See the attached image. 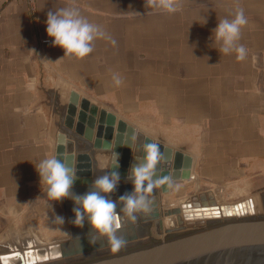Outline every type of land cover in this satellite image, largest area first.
<instances>
[{
  "label": "crops",
  "instance_id": "1",
  "mask_svg": "<svg viewBox=\"0 0 264 264\" xmlns=\"http://www.w3.org/2000/svg\"><path fill=\"white\" fill-rule=\"evenodd\" d=\"M208 1L182 0L170 14L146 8L145 0H0V219L33 205L53 208L37 166L56 158L61 132L75 141L76 156L91 157L94 180L109 174L113 150L96 148L65 126L73 91L80 94L78 113L88 98L155 145L192 157L195 178L170 180L178 193L221 183L227 175L264 172V0ZM61 8L78 9L116 44L97 38L88 56H65L46 31L48 13ZM240 9L248 20L238 41L247 50L243 61L236 52L220 53L213 32L219 20L234 19ZM139 30L153 40L166 38L155 43H168L146 56L143 75L136 64L122 65V45H136ZM251 97L259 104L252 113ZM98 125L99 115L95 132ZM122 167L119 162L117 171Z\"/></svg>",
  "mask_w": 264,
  "mask_h": 264
},
{
  "label": "water",
  "instance_id": "2",
  "mask_svg": "<svg viewBox=\"0 0 264 264\" xmlns=\"http://www.w3.org/2000/svg\"><path fill=\"white\" fill-rule=\"evenodd\" d=\"M79 99L80 94L73 91L65 126L75 129L85 142H94L96 148L113 150L109 174L118 170L119 162L123 163L119 173L122 182L126 183H119L113 193H102V195L116 201L115 211L121 223L116 235L125 243L119 251L112 252L108 237L100 235L92 227L87 216L84 217L83 227L75 226L73 209L77 205L72 198H65L62 202L69 212L71 236L56 239L57 242L54 243H33L22 246L11 243L15 238L0 241V264H62L63 262L67 264H264V217L250 220L233 219L240 217L238 207L243 208L241 203L231 209L220 205L213 198L207 200L206 195L202 194L199 197L194 196V204L189 202L183 204L184 218L180 214V207L161 212L159 208L161 194L171 191L170 180L191 178L193 158L179 151L173 154L171 148L164 147L160 143H156L159 159L154 169V186L151 192L145 193L153 209L150 214L141 211L142 216L136 213L135 223L130 221L121 211L123 202L119 201V197L134 190L129 183L131 179H127L132 175L129 169L131 154L134 155L131 168H135L145 162L144 146L155 142L142 131H137L135 127L120 119L114 145L117 116L105 109L99 111V108L85 97L82 98L81 110L78 113ZM98 115L99 125L95 132ZM126 130L129 133L126 134ZM75 146V141L66 133H59L56 158L75 174L76 181L70 190L71 194L82 196L93 190L94 171L91 157L85 153L76 156ZM121 150L124 152L121 153ZM158 182H161L160 190ZM163 214L167 216L177 214L180 227L174 230L168 229L169 234L185 230L184 219L187 221L217 220L222 217L229 219L213 223L209 227L171 235L161 241L132 245L139 240L141 230L147 227L142 221L155 220L158 228ZM31 235L33 234H21L19 239L23 240L25 236ZM1 245L7 249L1 251ZM80 256L90 258L82 262H72Z\"/></svg>",
  "mask_w": 264,
  "mask_h": 264
},
{
  "label": "clouds",
  "instance_id": "3",
  "mask_svg": "<svg viewBox=\"0 0 264 264\" xmlns=\"http://www.w3.org/2000/svg\"><path fill=\"white\" fill-rule=\"evenodd\" d=\"M182 0H145V7L162 9L168 13H175ZM207 23V21H205ZM204 23V24H205ZM248 24V20L242 9L238 10L232 20H219L218 26L213 30L215 42L220 44L219 51L223 54L237 53V60L246 58L247 50L242 44H238L241 37V28ZM46 31L53 38V45L64 49L65 56L75 55L84 58L93 51V42L97 38L110 39L113 45L116 41L107 36L99 26L89 23L83 18L76 8H61L49 12L46 20ZM34 51V50H32ZM115 85L119 86L122 80L118 74L113 75ZM145 162L135 168H130V179L134 185L131 193H125L119 197L123 202L121 211L127 218L135 223L136 213L151 211L150 202L145 195L151 192L154 186V169L159 159L158 147L155 144H146ZM118 167V165H117ZM41 182L48 185L47 196L49 199L62 202L65 198H72L77 205L73 211L75 226L83 227L84 217L89 218L92 227L102 236H107L111 245V251L117 252L125 243L118 238L116 232L121 227L120 219L116 214V201L106 195L113 193L120 181V173L112 171L96 178L93 181V190L85 195H72L71 189L76 181L74 172L65 166L58 158H46L37 166ZM147 182V183H146ZM56 220L64 223V218L56 216Z\"/></svg>",
  "mask_w": 264,
  "mask_h": 264
},
{
  "label": "rangeland",
  "instance_id": "4",
  "mask_svg": "<svg viewBox=\"0 0 264 264\" xmlns=\"http://www.w3.org/2000/svg\"><path fill=\"white\" fill-rule=\"evenodd\" d=\"M203 2H209V1L203 0ZM188 5L189 4H186L185 6ZM142 25H144V23ZM122 32L126 33L127 31L123 30ZM154 32L156 33L157 31ZM165 32L170 33L174 31L169 29L166 30ZM138 33H139L138 40L135 39V41L137 42L136 45H129L127 43L126 44L123 43L122 61L125 62H122V65L133 66L134 64H136L137 66L136 69L138 70L137 74L143 75L145 69H147L148 62L150 61L146 59V56L148 54L161 53V49L167 47L168 43H166L165 45L158 44L163 41L166 42V38L164 40L162 39L153 40L152 38L150 39L146 37L144 35L146 33V30H139ZM122 41L128 42L130 40L123 37ZM258 106L259 104L257 102V99L251 97L250 99L251 113L254 110H256ZM125 133L126 134L129 133L128 130H126ZM174 185L175 186L173 187V189H171L170 192L162 193L160 196L159 208L161 212L175 207L181 208L183 206L182 203L183 201H185V203L189 202L194 204L193 200L195 197H199L202 194H205L207 200H211L213 198L215 201L218 202H237L244 199H248L249 201L253 202V200H255V203H257L256 207L258 209V212L260 213V214L258 213L255 218L257 217L260 218L262 215H264V172L263 171L260 172L251 171L245 174L227 175L225 181H222L221 183H216V184L202 183L201 186L199 185L200 187H198V189L194 188L191 185L188 189L183 190L179 193L176 192V190L174 189L177 184L175 183ZM151 209L153 208L151 207ZM138 213L142 216L140 212ZM150 213L151 211L147 214ZM56 216L63 217L64 223H61L58 220H56L55 219ZM173 216L177 217L176 215ZM50 218H53L52 230L51 227L49 226ZM167 218H169V216L167 215L163 214L161 216L160 225L158 228H156L155 220L142 221L143 224L147 225V227L146 226L144 227V230L140 235L139 242L141 243V245L149 244L155 240L156 241L164 240L165 238L163 236L168 237L171 235H175L187 231H192L194 229H198L205 226V224L199 225L200 227L194 226L196 225V223L193 226L184 224V227L186 228L185 230H179V231H175L172 234H169L166 230L167 227L165 226V219ZM3 219H0V241H5L9 238H15L16 240L19 241L21 234L23 235L35 234L37 236L39 235V237H42L44 242L41 243H46V242L51 243V242H55L56 239L59 240L61 238H66L71 236L69 213L68 211L65 210V207L63 205H60L59 203L57 204L55 201H53V208H51V206H48V204L44 206L33 205L31 207L30 206L27 207L26 211L24 207L20 211L10 216V218L8 216L7 217L3 216ZM178 227L180 226L174 225L171 227V229L174 230ZM89 258H90L89 256H80L78 258H75L72 262H82ZM62 264H67V262H63Z\"/></svg>",
  "mask_w": 264,
  "mask_h": 264
},
{
  "label": "bare ground",
  "instance_id": "5",
  "mask_svg": "<svg viewBox=\"0 0 264 264\" xmlns=\"http://www.w3.org/2000/svg\"><path fill=\"white\" fill-rule=\"evenodd\" d=\"M119 120V119H118ZM195 177V175H192L191 174V178H194ZM122 181V180H121ZM219 195V194H218ZM256 196V195H255ZM258 199V198H257ZM253 200V199H252ZM218 202V201H217ZM183 204L185 203V201H183L182 202ZM220 205H223V206H228L229 208H231V209H234V206H236V205H240V203L243 205L242 207L243 208H241V207H238V209H239V212H240V217H234L233 219H242V220H250V219H253V218H255L256 216H257V214L259 213L258 212V209H257V207H256V205H257V203H255V200H253V202L252 201H249L248 199H244V200H240V201H237V202H218ZM260 205V204H259ZM262 205V204H261ZM182 206V205H181ZM263 208V207H262ZM183 206L181 207V216L184 218V214H182L183 212ZM242 211L244 212V213H242ZM263 212V211H262ZM163 213V212H162ZM260 214V213H259ZM262 214V213H261ZM174 215H176L177 216V214H174ZM261 217H264V215H262ZM260 217V218H261ZM258 218V217H257ZM178 218L177 217H174V216H169V218H167V219H165V226L167 227V229L166 230H168V229H171V227L172 226H178L179 225V223H178V220H177ZM226 219H229V218H225V217H222L221 219H217V220H194V221H187L186 219H184V224H187V225H194L195 223H196V225H194V226H199V225H204L205 224V226H203V227H201V228H204V227H209V225H211V224H215V223H219V222H222V221H225ZM187 222V223H186ZM198 223V224H197ZM200 227V226H199ZM157 228V227H156ZM143 230H144V228L141 230V233L143 232ZM163 232H164V230H163ZM31 233V232H30ZM24 234H26V233H24ZM13 236H15V235H13ZM19 236V235H18ZM17 236V237H18ZM163 236V235H162ZM164 238H166L165 236H163ZM38 240H37V239ZM161 240V239H160ZM13 242L14 243H17L18 245H20V246H22L23 244H33V243H36V244H42L41 242H44V240L42 239V237H39V235L37 236V235H35V234H33V235H31V236H25L24 237V239L23 240H11V243L13 244ZM55 242H57V241H55ZM54 243V242H53ZM138 245V244H141L140 242H139V240L136 242V243H134V244H132V245ZM1 251H5L7 248L5 247V246H2L1 245Z\"/></svg>",
  "mask_w": 264,
  "mask_h": 264
},
{
  "label": "built area",
  "instance_id": "6",
  "mask_svg": "<svg viewBox=\"0 0 264 264\" xmlns=\"http://www.w3.org/2000/svg\"><path fill=\"white\" fill-rule=\"evenodd\" d=\"M24 1H26V2H28L30 4H32V5H34V3L36 2V0H24Z\"/></svg>",
  "mask_w": 264,
  "mask_h": 264
}]
</instances>
